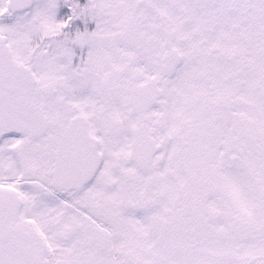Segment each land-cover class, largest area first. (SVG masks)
I'll return each instance as SVG.
<instances>
[{
    "label": "snow or ice",
    "instance_id": "snow-or-ice-1",
    "mask_svg": "<svg viewBox=\"0 0 264 264\" xmlns=\"http://www.w3.org/2000/svg\"><path fill=\"white\" fill-rule=\"evenodd\" d=\"M0 264H264V0H0Z\"/></svg>",
    "mask_w": 264,
    "mask_h": 264
}]
</instances>
